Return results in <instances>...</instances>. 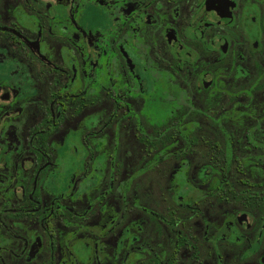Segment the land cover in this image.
Masks as SVG:
<instances>
[{"label": "flooded vegetation", "instance_id": "obj_1", "mask_svg": "<svg viewBox=\"0 0 264 264\" xmlns=\"http://www.w3.org/2000/svg\"><path fill=\"white\" fill-rule=\"evenodd\" d=\"M263 194L264 0H0V264H264Z\"/></svg>", "mask_w": 264, "mask_h": 264}, {"label": "rangeland", "instance_id": "obj_2", "mask_svg": "<svg viewBox=\"0 0 264 264\" xmlns=\"http://www.w3.org/2000/svg\"><path fill=\"white\" fill-rule=\"evenodd\" d=\"M75 156H76V158L74 159L73 163H74V166H75V169H76L79 166L80 158L78 159L77 152H76Z\"/></svg>", "mask_w": 264, "mask_h": 264}, {"label": "trees", "instance_id": "obj_3", "mask_svg": "<svg viewBox=\"0 0 264 264\" xmlns=\"http://www.w3.org/2000/svg\"><path fill=\"white\" fill-rule=\"evenodd\" d=\"M243 193V192H242ZM245 195H247V194H245ZM264 195V194H263Z\"/></svg>", "mask_w": 264, "mask_h": 264}]
</instances>
